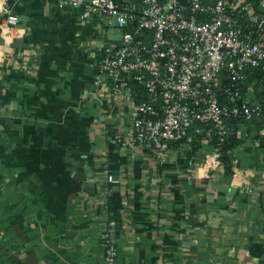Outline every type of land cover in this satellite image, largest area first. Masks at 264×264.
Instances as JSON below:
<instances>
[{
    "label": "crops",
    "instance_id": "obj_1",
    "mask_svg": "<svg viewBox=\"0 0 264 264\" xmlns=\"http://www.w3.org/2000/svg\"><path fill=\"white\" fill-rule=\"evenodd\" d=\"M4 1L24 35L20 47L1 45L0 264H102L104 231L115 264H261L248 249L264 244L256 125H240L230 154L232 168L254 173L242 186L222 166L208 179L196 176L211 151L205 140L190 153V137L162 160L145 145L125 148L128 97L94 84L107 48L120 40L103 37L107 17L81 19L79 7L57 0ZM262 1L230 0L246 21Z\"/></svg>",
    "mask_w": 264,
    "mask_h": 264
},
{
    "label": "built area",
    "instance_id": "obj_2",
    "mask_svg": "<svg viewBox=\"0 0 264 264\" xmlns=\"http://www.w3.org/2000/svg\"><path fill=\"white\" fill-rule=\"evenodd\" d=\"M185 1L141 0L135 12L116 0H57L61 6L79 7L81 19L105 16L109 24L116 19L121 38L107 48L94 84L108 85L112 98L128 97L133 112L130 137L120 140L125 148L145 145L162 160L190 138V131L206 141L212 135L222 140L231 118L254 123L256 141L264 144V0L260 14L250 16L246 26L240 20L242 9L230 0ZM0 15L3 44L23 37L18 17L4 0ZM253 72L259 75L258 86L249 80ZM135 86L145 98L132 96L138 95ZM221 166L219 149L212 147L195 174L208 179ZM230 175L231 185L242 186L251 183L254 173L235 167ZM107 179L114 181L111 174ZM103 244L102 264H115L107 231Z\"/></svg>",
    "mask_w": 264,
    "mask_h": 264
},
{
    "label": "trees",
    "instance_id": "obj_3",
    "mask_svg": "<svg viewBox=\"0 0 264 264\" xmlns=\"http://www.w3.org/2000/svg\"><path fill=\"white\" fill-rule=\"evenodd\" d=\"M240 20H241L242 25L244 26L247 25V21L243 15L240 16ZM257 79H259V75L257 72H253V74L252 73L249 74V80L251 82L255 81V84L258 86L259 83ZM256 85H255V89L257 88ZM134 89L135 91H138V95H137L138 97L136 98V100L145 98V93L143 90H141L138 86H135ZM262 94L264 95V91L262 92ZM242 123H243V120L239 118L229 119L228 126L230 128V131L220 141L216 135H212V137L206 141L202 134L194 133L193 131H190L189 133V136L191 137L190 142L187 141V139H184L182 142L187 141L188 143H190L191 145L190 153H194L196 149L199 147L201 141L203 140H205V142L208 143L211 148L218 147L224 174H230L232 172L230 154L241 143V140L239 139V137H237V133ZM202 127L204 128V126ZM260 145L264 146L263 143H260ZM248 249H249V253L252 256H255L256 258L260 260L261 264H264V244L251 243Z\"/></svg>",
    "mask_w": 264,
    "mask_h": 264
},
{
    "label": "water",
    "instance_id": "obj_4",
    "mask_svg": "<svg viewBox=\"0 0 264 264\" xmlns=\"http://www.w3.org/2000/svg\"><path fill=\"white\" fill-rule=\"evenodd\" d=\"M181 3H182L183 5H186V4H187L185 0H181ZM186 12H187V11H186V8H184V13H186ZM107 29H108V28H105L104 31L102 32L103 37H104L105 39H106V38H109V35H108V34H118V39L121 38V35H120L121 30H118V26H117V24H116V19H115V18H113L112 28H110V29L108 30V32H107ZM0 44H1V45L3 44V41H2L1 39H0ZM20 44H22V39H19V40H16V41L12 42V43H11V46H12V47H20ZM223 79H224V77H223V76H220V82H219V84H218L219 88H221V80H223ZM227 178H228V180H230L231 175L229 174V175L227 176Z\"/></svg>",
    "mask_w": 264,
    "mask_h": 264
}]
</instances>
